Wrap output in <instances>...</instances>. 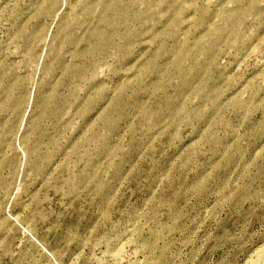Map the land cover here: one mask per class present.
Wrapping results in <instances>:
<instances>
[{
	"label": "rangeland",
	"instance_id": "1",
	"mask_svg": "<svg viewBox=\"0 0 264 264\" xmlns=\"http://www.w3.org/2000/svg\"><path fill=\"white\" fill-rule=\"evenodd\" d=\"M262 247L264 0H0V264Z\"/></svg>",
	"mask_w": 264,
	"mask_h": 264
},
{
	"label": "bare ground",
	"instance_id": "2",
	"mask_svg": "<svg viewBox=\"0 0 264 264\" xmlns=\"http://www.w3.org/2000/svg\"><path fill=\"white\" fill-rule=\"evenodd\" d=\"M263 259H264V247L258 250L255 257L252 260L248 261L247 264H260Z\"/></svg>",
	"mask_w": 264,
	"mask_h": 264
}]
</instances>
